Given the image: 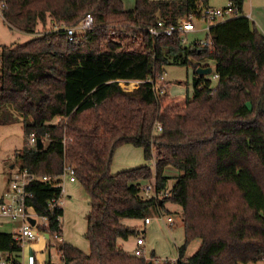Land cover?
<instances>
[{"label":"trees","instance_id":"16d2710c","mask_svg":"<svg viewBox=\"0 0 264 264\" xmlns=\"http://www.w3.org/2000/svg\"><path fill=\"white\" fill-rule=\"evenodd\" d=\"M230 1L241 14L212 26L214 50L188 46L178 33L158 38L144 33V49L134 51L119 49L121 42L108 40L107 50L100 44L113 29L131 32L159 20L172 25L191 14L201 16L209 0H136L131 10L123 0H0L12 29L37 34L16 47L2 45L0 57V124L22 118L25 144L15 157L21 168L50 177L30 182L27 210L46 216L45 229L63 236L64 207L51 209L49 202L61 194L54 176L67 164L91 198L87 237L92 253L64 238L53 246L61 261L48 264L264 260V34L243 12L245 0ZM87 13L94 15L95 25L82 36L84 43L77 42L79 37L71 40L67 28ZM48 21L54 29L46 27ZM40 23L46 30L38 35ZM188 55L214 61L218 84L210 75L197 74L192 97L172 94L167 82L156 93L149 80L165 74L168 64H187ZM118 79L141 83L126 91ZM32 135L46 141L44 147L31 146ZM125 144L142 147L155 165L112 173L114 152ZM169 166L181 174L167 175ZM171 178L175 183L169 188ZM147 183L170 194L143 198L141 186ZM167 202L184 213L178 259L159 262L131 254L124 241L139 229L124 220H145ZM196 239L201 246L187 256ZM0 250L8 253L10 264H22L15 256L23 245L13 232H0Z\"/></svg>","mask_w":264,"mask_h":264},{"label":"rangeland","instance_id":"374dc122","mask_svg":"<svg viewBox=\"0 0 264 264\" xmlns=\"http://www.w3.org/2000/svg\"><path fill=\"white\" fill-rule=\"evenodd\" d=\"M223 2V0H218ZM126 8H135L136 0H123ZM215 3V1H212ZM228 5L229 1L224 0ZM1 6V4H0ZM222 7V6H219ZM197 25L201 23V20L194 19ZM47 28L54 29V25L50 21L47 23ZM46 28L42 23L38 26V35L45 32ZM37 34L25 33L16 29H12L5 21L0 11V57L2 53V45H11L16 47L20 44H25L36 37ZM206 37V35H199ZM197 36H188L187 45H193L197 43ZM78 43H84L82 37H79ZM108 40L115 43H120L119 49L142 51L144 44L140 40H131L123 37L117 39L107 36L106 39L102 40L100 46L101 49L107 50ZM189 62L184 63H171L166 66L165 81L169 85V90L174 95H183L192 97L194 95V78L197 75L195 65H204L209 63L211 66H215V63L210 60H203L196 58L193 55H188ZM206 62V63H205ZM206 67V66H205ZM0 76H1V65H0ZM209 76V75H207ZM212 78V76H210ZM177 79L184 80L185 83H178ZM215 86L218 82L212 78ZM137 89V88H136ZM17 113V112H16ZM17 115H19L17 113ZM15 116V115H14ZM19 119V120H18ZM162 126V125H161ZM158 125V127H161ZM160 130L156 131L159 134ZM46 144V141H44ZM25 144V133L22 126V118L16 116L13 118V122L7 124H0V196L7 189L9 183L8 179L13 169L20 167V162L16 159V153L24 147ZM132 146V145H131ZM156 160H146L144 156V150L142 147H134L131 151L126 149L124 146L118 147L113 155L111 171L112 173H118L124 170L142 166L145 164L155 165ZM15 165V168H12ZM166 174L169 176H176L181 174L180 170L169 166L166 169ZM175 183V178H171L168 182V187H172ZM80 191H68L67 182L64 183L66 191L64 192L63 198L65 199L64 207V233L65 240L86 254L92 253V245L87 237L88 231V213L91 210V198L88 191L82 186L80 182ZM183 209L179 205L167 202L166 208L162 209L161 212L151 213L152 219L151 224L145 225L144 219L127 218L124 223L137 226L139 233L131 236L127 241H124L125 248L130 251L131 254L140 257L138 252L139 239L144 237L146 239V251L145 257L158 260L159 262H173L178 259L179 252L178 247L185 238L184 221H183ZM172 216L174 219L173 225L167 222V218ZM40 220V218H39ZM20 222H16L15 226L4 225L0 227V232H15ZM201 239L194 240L190 243L187 248V254L190 256L198 250L201 246ZM53 259L59 263L61 261L60 253L56 247H52ZM154 255V256H153ZM241 264H264V260L258 262L241 263Z\"/></svg>","mask_w":264,"mask_h":264},{"label":"built area","instance_id":"2783aa9c","mask_svg":"<svg viewBox=\"0 0 264 264\" xmlns=\"http://www.w3.org/2000/svg\"><path fill=\"white\" fill-rule=\"evenodd\" d=\"M201 17L208 24L207 32L209 37L205 39H201L197 42L199 46H209L211 50H214V40L210 35L211 28L214 24L224 21L228 18H232L241 14L239 9L233 5L230 1L225 7H214V6H204L200 10ZM196 16L191 14L188 17L181 18L178 23L167 25L163 20H159L156 25H151L145 29H136V31L128 32L126 29H113L110 32V36L122 39L123 37L131 39V40H140L142 42L141 37L144 33H147L153 38H158L160 36H172L176 33L181 37L184 43H187V35L191 32L196 31V23L194 19ZM95 25V17L91 13H87L78 23L77 25L71 26L67 28L69 38L71 40L77 39V37H82L86 34L88 29L92 28ZM138 30V31H137ZM143 43V42H142ZM206 63V62H205ZM202 66H211L209 63H206ZM212 70H216L215 66H211ZM209 74L216 81L219 78L218 73ZM121 87L126 91H133L140 85V80H126V79H118ZM153 84V89L156 93L162 92V88L164 87L165 74L159 75L158 77H153L149 80ZM161 128V127H160ZM37 137L32 135L29 139V143L31 146L37 145ZM66 144V140L64 141ZM41 179V180H49L50 177L47 175L37 176L36 174L30 172L28 169H14L10 178L8 179V187L4 191V193L0 196V218H6L13 222H20L17 226V230L14 232L15 238L19 240L23 248H25L26 244L36 242L40 239L44 240V245L42 250H46L50 246H56L60 244L59 242H64V237L56 233H50L47 228L49 226L48 218L46 216L39 215L38 213H31L27 210V202L28 199L32 196V191L28 189V185L32 180ZM54 180L56 181L57 186L62 187V191L59 197L52 199L49 202L50 208H54L55 206H63L65 203V199L63 198L64 192L66 191L64 187L65 182H76V170L71 165H65L64 171L54 176ZM170 192L167 189H162L160 191L157 190L156 184H144L141 186V196L143 198H156L162 199L163 197L169 195ZM31 218L35 219V224H32ZM40 218V220H39ZM151 217H147L145 219L146 223L151 222ZM167 222L171 225L174 223V219L172 216L167 218ZM146 251V239L144 237H140L138 252L139 255H145ZM8 253L0 250V264H10L7 258ZM18 259V257H16ZM19 260V259H18ZM38 261V258H37Z\"/></svg>","mask_w":264,"mask_h":264},{"label":"crops","instance_id":"0c3cea01","mask_svg":"<svg viewBox=\"0 0 264 264\" xmlns=\"http://www.w3.org/2000/svg\"><path fill=\"white\" fill-rule=\"evenodd\" d=\"M212 1H215V3H212ZM228 1L230 2V0H228ZM209 5L210 6H214V7H219V6L225 7L226 3H224V0H223V2H219L218 0H209ZM131 9H134V8H129L128 10H131ZM243 12L245 13L246 16L249 17V19L252 22V24L260 31V33L264 34V0H245L244 1V5H243ZM196 18L201 20V23L199 25L196 24V26H197L196 31L189 33L187 35V37L188 36H193V35L194 36H197V35L198 36L199 35H204L205 36L206 35L205 38L209 37V34L207 32L208 24L206 23V21L204 19H202L201 16H198V15L196 16ZM205 38L202 37V36H199V37L196 38V41H199V40L205 39ZM131 145L132 144H125L123 146L126 147V149H128L129 151H131L133 149V146H134V145H132V146ZM78 182L79 181L67 182L68 191H70V192L71 191L72 192L73 191H80V185L78 184ZM63 221H64V218H63ZM151 222H152V220H151ZM151 222L146 223L144 221L145 225L151 224ZM15 223L16 222H13V221H11L9 219L0 218V227H2L4 225L15 226ZM62 230H63V233H64V224H63V222H62ZM64 238H65V236H64ZM196 240H198V239H196ZM184 241H185V238H184L183 242L180 243V246L183 245ZM43 245H44V240L43 239H40V240H38L36 242H32V243L26 244L25 248H23V251L20 252V254L15 256V257H18L19 261L22 264H48L49 260H51L53 262H56L53 259L54 258L53 257V253H52V247L53 246L48 247L46 250H44V249L42 250ZM179 247H178V250H179ZM187 256H189V255L187 254ZM37 258H38V261H37ZM60 258H61V255H60Z\"/></svg>","mask_w":264,"mask_h":264},{"label":"water","instance_id":"95a60500","mask_svg":"<svg viewBox=\"0 0 264 264\" xmlns=\"http://www.w3.org/2000/svg\"><path fill=\"white\" fill-rule=\"evenodd\" d=\"M212 67L211 66H207V67H204L202 65H199L197 66L196 68V73L199 74V75H209L212 73ZM44 141L41 139V138H38L37 140V146L38 148H42L44 147ZM31 222L32 224H35V219L34 218H31Z\"/></svg>","mask_w":264,"mask_h":264}]
</instances>
